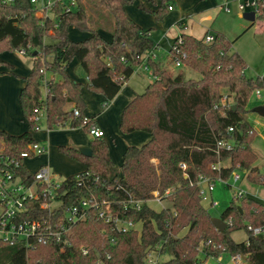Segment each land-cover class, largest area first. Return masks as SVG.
<instances>
[{"label": "trees", "instance_id": "16d2710c", "mask_svg": "<svg viewBox=\"0 0 264 264\" xmlns=\"http://www.w3.org/2000/svg\"><path fill=\"white\" fill-rule=\"evenodd\" d=\"M91 1L113 19L111 29L104 30L110 35L109 42L100 29L90 25L84 7L87 0L84 4L77 0L74 11L62 12L55 7L54 18L44 20L34 14L30 0L0 4V54L25 48L33 59L18 97L28 131L18 136L0 131V141L8 148L23 151L33 141L30 130L36 125L32 120L35 109L45 110L48 130L68 126L82 128L86 133L81 119L85 106L82 85L66 73L71 61L75 60L85 74L89 90L111 101L140 64L139 57L157 47L150 38V30L140 28L125 13L131 0ZM171 1L174 0H161L150 13L161 21L172 7ZM256 1L257 16L264 18V0ZM70 27L88 32L89 37L82 42L69 40ZM213 36V41L206 44L202 39L180 35L179 49L185 54L182 65L197 72V80L186 79L181 71L171 75L158 59L148 61L157 81L128 102L119 126L124 133L145 131L150 139L141 147H126L120 170L114 167L102 138H92L89 158L83 157L77 148H61L84 165L77 175H89L86 185L81 187L75 185V175L63 181L62 187L67 191L65 204L74 205L91 196L103 197L112 201L114 213L121 220L139 223V233L111 231L109 225L98 219L95 210H88L86 219L73 225L64 252L52 243L26 249L0 241V264H94L97 259L103 264H144L145 251L156 247L160 255L168 256L158 264H204L222 251L228 255H248L250 264H264V234L247 233V245L246 241L236 243L230 238L231 232L245 230V220L253 227L264 225V202L248 196L232 199L220 217L227 228L219 232L198 193L199 177L212 181L219 177L228 179L233 171L245 173L254 185L264 186V175L254 165L256 155L251 149L256 133L244 118L251 96L256 90H264V75L247 78L244 61L231 51L232 42L221 33ZM45 38L50 40L49 44L44 43ZM176 41L177 37L172 42ZM49 55L51 60L46 58ZM174 59L170 53L167 64ZM3 65L0 61V67ZM45 74L51 78L46 81L44 94ZM229 96L230 105L221 103L223 97L227 101ZM74 109L80 117L73 116ZM229 127L233 129L234 147L216 152V142L227 138ZM181 163L186 165L185 169L179 166ZM219 164L217 169L212 168ZM167 190L171 191L164 196ZM153 192L164 196L162 199L169 201V207L154 211L143 204L135 211L119 204L129 196L149 200ZM207 241L219 247L207 248ZM81 248L88 251L86 255ZM202 248L205 254L198 260Z\"/></svg>", "mask_w": 264, "mask_h": 264}, {"label": "rangeland", "instance_id": "374dc122", "mask_svg": "<svg viewBox=\"0 0 264 264\" xmlns=\"http://www.w3.org/2000/svg\"><path fill=\"white\" fill-rule=\"evenodd\" d=\"M90 1L91 0H87V2H84V0H80L81 3H85L83 4L90 17V25L100 29L104 39L109 42L110 35L104 30L111 29L113 19L106 10L96 8L93 5V1ZM248 1L252 0H174L170 2L174 11L168 12L160 21L157 20L150 11H155L161 3V0H131L125 7V13L127 16L139 22L138 24H140L143 29L150 30L149 34L152 42L154 45L160 43L159 46L163 49L162 51L164 53L168 51L170 45L169 39L171 38L170 34L176 33L175 29L187 28V32L185 33L199 39H202L207 32L209 34H223L226 39L232 42L231 51L236 52L244 61L246 65L245 76L247 78H254L264 75V18H260L256 15L255 20L250 22L242 17L243 13L252 12L253 8H246L244 11H239L237 6L239 3H246ZM225 9H228L229 12H226ZM138 15H140L141 18ZM178 21H182V24L177 25L179 24ZM163 25H166L167 28L161 30V28H164ZM162 31L166 33L169 32L167 36L170 38H163ZM67 35L69 40L73 42H82L89 37L88 32L79 31L73 27L69 28ZM49 42L50 40L48 38L44 39V43L49 44ZM5 53L16 57L13 59L15 62L13 64L15 67L14 69H19L20 71L22 68L17 58L26 65V59L30 57L28 54L24 56L19 55L16 51H5ZM46 58L50 60L52 56L49 55ZM9 62L11 63V61ZM3 64L1 68L4 69L0 71V131L8 135L18 136L28 131V123L20 108V103L18 101V85H15V80H19V82L21 80L23 81L29 74L26 73V75H24V73L21 75L12 67V69L7 68V63ZM166 64V69L171 75H176L181 71L186 79L195 78L194 80H197L199 78V74L195 71L194 77L189 75L187 72L188 68H174L173 65ZM66 70L75 77L74 80L82 85L81 97L85 104L83 110L89 107L88 98L94 100L96 96L103 97L100 93L89 90L87 81L85 80L86 76L77 66L75 60L70 62ZM127 81L130 87L134 86L138 89L140 88L141 92L136 93L140 95L144 92L148 84L147 82H153L154 80L152 74L140 70V68H136ZM156 86L159 85L156 84ZM224 93L227 95L226 92ZM225 97H223L221 103L230 105L232 103L231 97L229 96L227 101ZM103 99V101L98 102V105L96 101H93L92 109L94 113L92 115L88 117L83 113V116H87V118L91 119L95 117L96 125L105 134L102 140L106 143L108 151L110 148L112 150V157L117 156L119 158L118 162L116 160L113 165L117 170H120L122 163L121 155L124 148L122 151H120V149L122 145L130 141L127 136H134L137 134L141 138L146 137L148 141L150 139V134L141 130L130 133H124L120 130V118L126 105L119 110V115L115 119L110 115L104 116V114H101L98 116L99 110L95 111V109L99 106L101 107L103 103L109 102L104 97ZM262 105H264V90L261 91V98L259 99H257L254 94L251 96L247 104L248 116L246 113L244 118L246 121L249 118L248 121L256 133L251 143V149L256 155L254 165L257 167L258 171L264 175V118L258 116L254 112V108ZM40 129L46 131L47 128L44 122H42ZM70 129L71 128L68 126L53 128L48 135L46 133L40 134V136L39 134L35 135V139L37 141H42L44 146L48 149V155L43 159L39 156L40 158H36V161L33 163L26 162L30 172L35 171L37 167L44 164L49 167L53 175V180L62 182L66 178L74 176L84 170V165L80 161L67 156L62 152L61 148L72 147L78 149L80 147L79 144H83L81 147L86 146L90 148L92 138H90L82 128H76L74 131ZM245 175V173L241 174V178L237 183H234L231 177L225 179L224 182H215L211 196L213 201L217 203V206L212 207L207 201L202 202L203 207L207 210L211 218L217 219L221 217L225 209L231 204L233 195L236 193L237 189L241 190L245 196L253 198L255 201L264 202V186L252 184L246 179ZM161 197L163 198L164 196ZM162 198L160 203L149 204L154 211L169 207V201ZM246 223L247 221L245 220L244 224ZM138 225L139 224H137V227ZM230 238L236 243H243L247 240L248 234L244 229H240L231 232ZM154 250L156 255H159V262L168 259L167 255L159 254L158 247L154 248ZM202 259L203 255L200 253L198 255V260ZM224 263L231 264L228 258H225ZM204 264H217V262L215 257H209Z\"/></svg>", "mask_w": 264, "mask_h": 264}, {"label": "built area", "instance_id": "2783aa9c", "mask_svg": "<svg viewBox=\"0 0 264 264\" xmlns=\"http://www.w3.org/2000/svg\"><path fill=\"white\" fill-rule=\"evenodd\" d=\"M15 0H0L2 5H12ZM30 4L34 9V14L44 20L53 19L54 8L59 7L62 12L74 11L77 6V0H30ZM239 11H244L246 8H253L255 16L258 14L257 1L252 0L246 3H239L237 6ZM168 10H172L169 7ZM229 12L228 9H225ZM214 39L213 34L206 33L202 40L204 43H211ZM182 43L180 36L177 37L176 42H171L167 56L173 53L175 59L173 60L174 68L183 67L181 60L185 58V54L180 52L179 45ZM158 47L150 50L139 57L140 64L136 68L151 73L148 61L157 60ZM19 55H27L25 48L16 51ZM179 57V59H178ZM123 61V59H122ZM135 68V69H136ZM134 69V71H135ZM134 73V72H133ZM47 74L43 81V93L45 94ZM155 81H157L155 79ZM254 96L261 98V91L256 90ZM32 120L35 126L30 132L35 133L40 130L42 122H45V110H34ZM73 116L80 117L79 111L74 109ZM82 124L85 125L86 133L90 138H102L103 132L96 127L93 120L81 116ZM233 129L227 128V138H221L216 142V152L219 150L230 151L234 147L232 137ZM46 152L45 146L33 139L25 150L17 151L14 148L10 149L0 141V241L10 246L22 245L26 249H31L35 244L47 245L52 243L58 247L59 252H64L65 248L69 246V237L73 225L82 222L86 219L88 210H95L98 219L109 225L111 231L118 233H125L130 230L139 233L140 227L129 220H121L114 213V204L112 201L98 196H91L86 199L79 200L77 204L67 206L64 202V197L67 191L62 187V182L53 180V175L50 169L45 166H39L35 171L30 172L26 167L25 162L33 160L43 155ZM151 162L156 163L155 160ZM179 166L182 169L186 165L181 163ZM219 165H213V169H217ZM86 173L84 176L75 175L74 182L77 187L86 185L85 178H88ZM234 183H237L241 174L238 171H233L230 175ZM97 181V178L94 179ZM216 181L224 182L225 179L220 177L212 181L207 177H199L197 181L199 196L202 202L207 201L212 207H216L217 203L210 199L209 195L214 189ZM172 190V189H171ZM171 190H167L164 196L168 195ZM152 198L146 201L129 198L119 204L123 205V209H134L139 211L143 204L148 206V203H160L161 196L158 192L152 193ZM245 196L241 190L237 189L233 195V199L237 200ZM149 207V206H148ZM245 231L254 236L264 234V225L261 227H253L248 222L245 224ZM248 244V241L245 243ZM205 247L211 249L218 248L215 244H210L209 241L205 243ZM224 250V249H222ZM82 254L86 255L87 250L81 248ZM202 255L205 254L204 249L200 250ZM208 254V252H207ZM211 257V256H210ZM213 257V256H212ZM217 264H225V258L229 259L231 264H250L249 256L241 254L228 255L224 251L214 256ZM108 258V257H107ZM159 255L157 256L154 249H147L145 251L144 264H158ZM94 264H103L100 259H97Z\"/></svg>", "mask_w": 264, "mask_h": 264}, {"label": "crops", "instance_id": "0c3cea01", "mask_svg": "<svg viewBox=\"0 0 264 264\" xmlns=\"http://www.w3.org/2000/svg\"><path fill=\"white\" fill-rule=\"evenodd\" d=\"M172 11H174V8H173V6H172V10H170L169 12H172ZM140 18H141V16L140 15H138ZM129 17V16H128ZM178 17V16H177ZM134 23H136L140 28H142V26L140 25V24H138L139 22H137L136 20H134L132 17H129ZM178 23L179 24H177V25H181L182 24V21H178ZM163 27L164 28H161V30H163V29H165V28H167V26L166 25H163ZM143 29V28H142ZM175 32L176 33H172V34H170L171 35V38L170 37H168L167 35H169L168 33H166V32H163L162 31V36H163V38H166L167 37V39L168 38H170L169 39V41H170V43L173 41V39H175L176 37H178V36H180L181 34H187V35H190V34H188V33H185V32H187V28H184V29H175ZM184 32V33H183ZM208 33V32H207ZM190 36H192V35H190ZM196 39H199V38H196ZM169 43V44H170ZM160 43H157L156 44V46L158 47V51H157V54H158V60L162 63V64H166L167 62H168V56H167V52L166 53H164L162 50L163 49H161L160 48ZM161 51H162V53H161ZM161 53V54H160ZM166 55V56H165ZM6 56V57H5ZM16 57H14L13 55H7V53H5V52H3V53H1L0 54V61L1 62H3V63H7L8 65H10L13 69L15 68L14 67V60L13 59H15ZM17 60H18V62H20V67L22 68L21 69V71L19 70V69H14L15 71H17V72H19V74H21V75H23L24 73V75H26V73H30V71H31V69H32V66H33V59H32V57H29L28 59H26L27 60V63H26V65L24 64V63H22L18 58H17ZM51 60V59H50ZM9 61H11V63L9 62ZM76 62V61H75ZM167 65V64H166ZM1 67H3V66H1ZM0 67V71L2 70V69H4V68H1ZM11 68V69H12ZM66 72H67V75L70 77V78H72V79H75V77H73L72 76V74L71 73H69L67 70H66ZM188 74L189 75H191V76H193L194 77V71H192V70H190L189 68H188ZM150 73V72H149ZM151 74V73H150ZM200 77V76H199ZM47 78H51L50 77V75L49 74H47ZM193 79H195V78H193ZM199 79V78H198ZM86 80V79H85ZM153 82H155V79L153 78ZM87 81V80H86ZM24 80L22 81H20L19 82V80H15V85L17 86V88H18V97H19V93H20V90L23 88V86H24ZM128 82V81H127ZM127 82L123 85V87L121 88V90L119 91V93L111 100V101H109L108 103H103L102 105H101V107L99 106V107H97L96 109H95V111H97V110H99V114H98V116H100L101 114H104V116H111L113 119H115L116 117H118V113H119V110H121L122 109V107L124 106V105H127L128 104V102H130L133 98H135L136 96H137V92L138 93H140L141 92V90H140V88L138 89L137 87H134V86H129L128 84H127ZM153 82H147L148 84L146 85V87L149 85V84H151V83H153ZM145 87V88H146ZM99 97V98H98ZM104 99H103V97H100V96H96L95 97V99L93 100V99H90V98H88V102H89V107H86V110H83V112H82V116H83V113H85V115H87L88 117L90 116V115H92L93 113H94V111H93V109H92V105H93V101H96V103H97V105H98V102H100V101H103ZM18 101H19V98H18ZM69 108H71V106L69 105L68 106ZM246 109H248V106L246 107ZM248 111V110H247ZM86 116V117H87ZM247 116H248V113H247ZM83 117H85V116H83ZM92 117V116H91ZM95 117H93L92 118V120H93V123L96 125V120L94 119ZM91 119V118H90ZM248 120H249V118H248ZM247 120V122L249 123V121ZM96 127L97 128H99L97 125H96ZM100 129V128H99ZM70 130H76V128H71ZM101 130V129H100ZM102 131V130H101ZM43 133H46L47 135L50 133V130H48V129H46V131H42L41 129L39 130V131H37V132H35V133H33V135H32V137H33V139L34 140H36L35 139V135H38L39 134V136H40V134H43ZM104 134V133H103ZM105 137V134H104V136L102 137V138H104ZM128 137V140H130L129 142H126V144L125 145H122L121 146V149H120V151H122L123 150V148H124V150L126 149V147H128V146H137V147H141L143 144H145L146 142H147V138L145 137V138H141L139 135H134V136H132V135H129V136H127ZM37 141V140H36ZM113 141V140H112ZM38 142H40L42 145H44L43 143H42V141H38ZM48 143V142H47ZM80 145V147H81V145H83V144H79ZM45 149H46V152L43 154V155H41L40 157H41V159H43L45 156H47L48 155V149L45 147ZM124 150H123V152H124ZM112 150L109 148V157H110V159H111V161H112V163L114 164L115 162H116V160H117V162H118V160H119V158L117 157V156H113L112 157V155H111V152ZM123 152H122V154H123ZM39 157V158H40ZM38 159V158H37ZM121 160H122V155H121ZM36 161V159H33V160H29V161H26V162H28V163H33V162H35ZM25 162V164H26V167H27V163ZM41 165H44V164H41ZM46 166V165H45ZM219 166H220V164H219ZM48 167V166H47ZM38 168V167H37ZM36 168V169H37ZM49 168V167H48ZM35 169V170H36ZM29 170V169H28ZM209 197H210V199L211 200H213L212 199V196H211V193H210V195H209ZM151 203H154V202H151ZM150 203H148V206L151 208V206L149 205ZM202 204V203H201ZM139 227H140V224H139Z\"/></svg>", "mask_w": 264, "mask_h": 264}, {"label": "water", "instance_id": "95a60500", "mask_svg": "<svg viewBox=\"0 0 264 264\" xmlns=\"http://www.w3.org/2000/svg\"><path fill=\"white\" fill-rule=\"evenodd\" d=\"M242 17L247 21L253 22L255 20V13L253 11L252 12H245V13H243ZM33 55H35V53H33ZM232 108L235 109L234 106ZM254 112L258 116L264 118V105L257 106L256 108H254ZM78 152L83 157L89 158L92 155L91 149L89 147H86V146L79 147ZM211 223H212L213 227L219 232H223L227 228V224L221 218H217V219L211 218Z\"/></svg>", "mask_w": 264, "mask_h": 264}]
</instances>
